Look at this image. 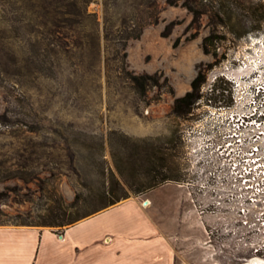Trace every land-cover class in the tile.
I'll list each match as a JSON object with an SVG mask.
<instances>
[{
  "label": "rangeland",
  "instance_id": "374dc122",
  "mask_svg": "<svg viewBox=\"0 0 264 264\" xmlns=\"http://www.w3.org/2000/svg\"><path fill=\"white\" fill-rule=\"evenodd\" d=\"M115 1L125 0H0V227L59 233L71 225H43L62 214L59 208L68 216L86 214L82 220L112 206L89 213L104 204L108 192L125 190L146 208L142 216L159 223L168 252L178 254L172 264L264 258V235L243 227L210 191L207 159L202 149L195 151L198 137H207L206 130L199 135L196 123L206 128L210 110L233 100L236 84L247 96L254 78L264 77V22L261 30L235 37L257 26L254 15L264 20V0H240L244 23L236 16L217 28L224 38L217 56L202 49L213 29L209 18H201L194 35L182 0H157L159 23L147 25L123 49ZM171 21L176 25L163 37ZM123 62L157 85L138 92ZM198 69L206 73L201 98L193 115L177 117L174 99L191 89ZM148 156L175 180L135 193L127 183L136 189L155 178ZM124 212L106 213L101 223L121 227ZM139 213L132 212V224ZM157 227L152 225V237ZM256 247L263 254L256 255Z\"/></svg>",
  "mask_w": 264,
  "mask_h": 264
},
{
  "label": "crops",
  "instance_id": "0c3cea01",
  "mask_svg": "<svg viewBox=\"0 0 264 264\" xmlns=\"http://www.w3.org/2000/svg\"><path fill=\"white\" fill-rule=\"evenodd\" d=\"M121 209L127 211V224L125 219L121 227L101 223L102 215ZM145 209L128 198L59 233L33 226L0 227V264H172L178 254L168 252L159 223L157 227L149 214L142 216ZM132 212H141L134 216L135 224ZM152 225L158 230L153 237Z\"/></svg>",
  "mask_w": 264,
  "mask_h": 264
},
{
  "label": "built area",
  "instance_id": "2783aa9c",
  "mask_svg": "<svg viewBox=\"0 0 264 264\" xmlns=\"http://www.w3.org/2000/svg\"><path fill=\"white\" fill-rule=\"evenodd\" d=\"M254 79L247 96L236 84L232 103L210 110L206 128L196 123L207 137H198L195 151H204L210 191L258 236L264 235V77ZM261 251L255 248L256 255Z\"/></svg>",
  "mask_w": 264,
  "mask_h": 264
},
{
  "label": "trees",
  "instance_id": "16d2710c",
  "mask_svg": "<svg viewBox=\"0 0 264 264\" xmlns=\"http://www.w3.org/2000/svg\"><path fill=\"white\" fill-rule=\"evenodd\" d=\"M179 0H166L169 5H178ZM262 1V0H260ZM181 5L185 7L191 14L192 20L190 23V27L195 28L197 35L198 29L200 27L201 18L205 15L209 18V25L213 28L212 31L202 39V49L206 54H212L213 56H217L216 50L219 48L220 43L224 40L218 34L217 28L225 27L232 23L234 17L238 16L239 23H244L243 19L239 16V9H243L241 7L240 0H182ZM263 3V2H261ZM75 2H70L69 6H75ZM116 7H118V11L116 13L118 18L117 30H118V42L125 49L127 42L130 39L139 38L147 25L158 24L159 23V8L157 0H125V1H115ZM252 8V7H251ZM249 8V9H251ZM255 13L253 12L252 15ZM253 21L257 22V26L251 27L249 30L244 32L235 34L237 39L242 37V35L248 34L250 32H254L261 30L263 19L257 18L254 15ZM70 23L73 24L74 20L70 18ZM76 23V21H75ZM111 25H114L112 23ZM176 25V22L171 21L168 23L164 30L161 32L163 37H168ZM234 25V24H232ZM244 25V24H243ZM111 32V30H108ZM195 37V36H194ZM108 38V37H107ZM123 56L127 57L126 52ZM124 68V62H123ZM127 78L130 82L135 86L136 90L142 94L145 93L146 87L156 86L157 80L147 75H138L126 70ZM167 80V78H165ZM206 82V73L200 72L198 69L197 75L191 82V89L188 90L183 96L176 97L174 99L172 114L177 117H185L188 115H193L194 110L196 109V104L198 99L201 98L200 90L203 84ZM218 91V88L214 89ZM223 90V89H221ZM220 91V90H219ZM221 92L218 93V96L214 98L217 102L218 98H220ZM232 101L227 102V105H230ZM155 156H148V161L150 162V174H156L153 176L154 180L141 186V188H136L134 184L127 185L132 191L135 193H141L144 190H148L155 185L167 181V180H175L176 175H165L161 171H158L159 166L155 163ZM164 161V159L162 160ZM166 166L165 163L161 164V167ZM104 195V194H103ZM108 196L104 195L105 202L100 207H94L89 213L93 214L102 209H105L122 199H126L129 197L128 192L122 190L121 193L108 192ZM73 205H70L71 207ZM62 213L53 216L48 221L44 222L45 226H66L72 225L83 217H86V214H77V215H66V211L63 208H59ZM88 214V213H87Z\"/></svg>",
  "mask_w": 264,
  "mask_h": 264
},
{
  "label": "bare ground",
  "instance_id": "6f19581e",
  "mask_svg": "<svg viewBox=\"0 0 264 264\" xmlns=\"http://www.w3.org/2000/svg\"><path fill=\"white\" fill-rule=\"evenodd\" d=\"M251 63H252V62H251ZM252 67H253V66H252ZM258 67H259V66H258ZM149 203H150V201L147 200V203H146V204L143 203V205H144V206H148ZM242 264H264V259H261V258H258V257H253V258H251L250 260H248L247 262H244V263H242Z\"/></svg>",
  "mask_w": 264,
  "mask_h": 264
},
{
  "label": "water",
  "instance_id": "95a60500",
  "mask_svg": "<svg viewBox=\"0 0 264 264\" xmlns=\"http://www.w3.org/2000/svg\"><path fill=\"white\" fill-rule=\"evenodd\" d=\"M147 203V200L146 201H144V204H146Z\"/></svg>",
  "mask_w": 264,
  "mask_h": 264
},
{
  "label": "flooded vegetation",
  "instance_id": "af4514ba",
  "mask_svg": "<svg viewBox=\"0 0 264 264\" xmlns=\"http://www.w3.org/2000/svg\"><path fill=\"white\" fill-rule=\"evenodd\" d=\"M258 258H261V257H258ZM261 259H264V258H261Z\"/></svg>",
  "mask_w": 264,
  "mask_h": 264
}]
</instances>
